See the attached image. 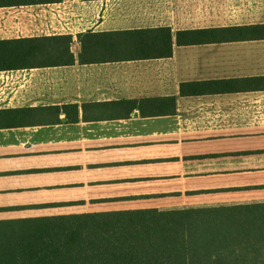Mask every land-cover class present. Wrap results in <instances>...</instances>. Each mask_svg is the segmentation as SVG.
Here are the masks:
<instances>
[{"label": "crops", "instance_id": "0c3cea01", "mask_svg": "<svg viewBox=\"0 0 264 264\" xmlns=\"http://www.w3.org/2000/svg\"><path fill=\"white\" fill-rule=\"evenodd\" d=\"M56 11L67 13L63 21ZM257 25H264V0H61L1 8L0 40L66 26L67 33L50 36H71L76 61L0 72V110L76 105L78 121L60 113L58 124L0 130V221L182 210L193 244L188 264H264V91L180 95L182 84L264 77V39L174 44L167 59L92 65L78 63L77 42L88 31L168 28L174 39L179 31ZM170 97L172 116L134 111L126 120H84V105ZM157 122L162 130L150 127ZM143 137L172 149L163 159L173 166L165 177L170 188L128 190L119 178L90 173L88 144L119 150ZM64 153L71 180L62 172Z\"/></svg>", "mask_w": 264, "mask_h": 264}, {"label": "trees", "instance_id": "16d2710c", "mask_svg": "<svg viewBox=\"0 0 264 264\" xmlns=\"http://www.w3.org/2000/svg\"><path fill=\"white\" fill-rule=\"evenodd\" d=\"M94 1V0H84ZM61 0H0L1 8L59 3ZM264 39V25L179 31L168 28L86 32L77 36L81 65L156 60L178 47ZM71 36L0 40V72L68 67L76 59ZM264 91V77L182 84L181 96ZM84 120L172 116L176 98H150L88 104ZM78 121L76 105L0 110V130ZM184 211L156 209L0 221V264H188L193 246Z\"/></svg>", "mask_w": 264, "mask_h": 264}, {"label": "rangeland", "instance_id": "374dc122", "mask_svg": "<svg viewBox=\"0 0 264 264\" xmlns=\"http://www.w3.org/2000/svg\"><path fill=\"white\" fill-rule=\"evenodd\" d=\"M73 51H75L74 47ZM163 126L165 124H162V122H157L156 125H150L152 128H157L158 131L162 130ZM150 127H148L146 132L150 131ZM136 130H139V133L145 132L144 128L141 127H136ZM150 142H158L159 144H151ZM162 142L163 140L161 138L152 141H149L145 137L135 138L134 140L126 141L119 150L111 147H99L97 144H88L86 147L88 156H94V158L87 165L89 166L91 174L92 172L99 174V177L102 179L107 176H112L115 179L119 178L118 184L125 185V188L128 190L133 188L138 190L139 188L151 185L160 190L165 187L170 188L171 185L169 186V181L165 177L167 174L172 175L173 169L169 168L173 166L163 161V159L169 158V153L172 149L167 151ZM66 155L65 153L63 154L60 164L63 166L62 172L64 173V178L71 180V178L76 177L72 174L68 175V172L72 170L69 171L66 169ZM173 155L176 158L178 156L176 152ZM83 180L87 181L86 177L81 179V182ZM94 187V191L98 194L97 186Z\"/></svg>", "mask_w": 264, "mask_h": 264}, {"label": "built area", "instance_id": "2783aa9c", "mask_svg": "<svg viewBox=\"0 0 264 264\" xmlns=\"http://www.w3.org/2000/svg\"><path fill=\"white\" fill-rule=\"evenodd\" d=\"M56 18L59 20V21H63V17L67 15L66 12H60V11H56ZM33 15V14H31ZM35 16V15H34ZM67 27L64 26L63 29H57V30H50V29H38L36 32L40 34V36H45V35H56V34H59V33H67L68 31H66ZM69 30V29H68Z\"/></svg>", "mask_w": 264, "mask_h": 264}]
</instances>
